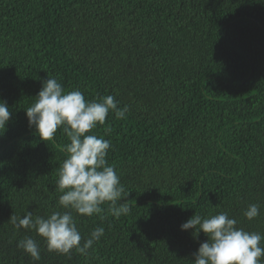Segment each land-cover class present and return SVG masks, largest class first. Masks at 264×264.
<instances>
[{"label":"trees","instance_id":"1","mask_svg":"<svg viewBox=\"0 0 264 264\" xmlns=\"http://www.w3.org/2000/svg\"><path fill=\"white\" fill-rule=\"evenodd\" d=\"M48 77L129 109L89 133L111 141L131 210L72 212L81 244L105 229L86 256L49 252L11 222L66 211L55 182L69 141L62 129L40 140L25 113ZM0 101L12 113L0 129V264H193L208 239L181 231L195 213L227 212L264 235V0H0ZM25 237L39 261L17 247Z\"/></svg>","mask_w":264,"mask_h":264},{"label":"clouds","instance_id":"2","mask_svg":"<svg viewBox=\"0 0 264 264\" xmlns=\"http://www.w3.org/2000/svg\"><path fill=\"white\" fill-rule=\"evenodd\" d=\"M117 119L126 118L129 109L119 107L113 95L98 100H86L79 90L65 91L55 78H47L31 105L25 110L30 128H34L40 140L54 138L62 129L69 143L65 144L66 158L57 170L56 190L61 195L58 207L66 211H53L46 218L33 217L27 212L22 218L12 216L11 222L17 230H35L44 239L49 252L70 254L72 250L86 256L94 243L104 235L103 227H96L89 238L81 244V234L72 215H100L105 211L119 219L130 213L125 197V188L106 157L111 141L92 132L97 125H103L109 112ZM12 113L6 102L0 101V129H5ZM255 188H258L256 186ZM129 195V194H128ZM260 206L250 204L244 212L247 220L258 217ZM237 221L227 212L202 216L195 213L181 224V231L192 230L193 235L204 233L207 241L200 244L194 254L193 264H261L264 258V235L249 232L236 226ZM17 247L28 254L33 261H39L40 248L36 240L25 237Z\"/></svg>","mask_w":264,"mask_h":264}]
</instances>
